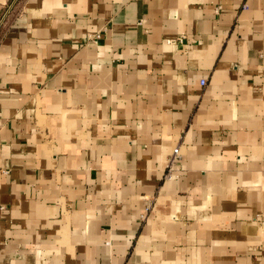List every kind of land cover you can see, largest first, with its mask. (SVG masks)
Segmentation results:
<instances>
[{"label":"crops","instance_id":"1","mask_svg":"<svg viewBox=\"0 0 264 264\" xmlns=\"http://www.w3.org/2000/svg\"><path fill=\"white\" fill-rule=\"evenodd\" d=\"M3 18L0 264H264V0Z\"/></svg>","mask_w":264,"mask_h":264},{"label":"built area","instance_id":"2","mask_svg":"<svg viewBox=\"0 0 264 264\" xmlns=\"http://www.w3.org/2000/svg\"><path fill=\"white\" fill-rule=\"evenodd\" d=\"M248 5L245 3L243 5V8H247ZM4 18L0 21V24L3 23ZM141 22V21H140ZM102 37V32H97V34H90L89 38L91 40L97 41ZM187 39L186 35H181L178 37V41L180 43L185 42V40ZM167 42H171L170 39L167 40ZM207 83V81L205 79L201 80V84L203 86H205ZM182 158V153H181V147L179 145H177L176 147L173 148L170 156L167 158V166H166V173L164 175V179H169V178H174V177H178V175H176L173 170H174V166L179 162V160Z\"/></svg>","mask_w":264,"mask_h":264}]
</instances>
